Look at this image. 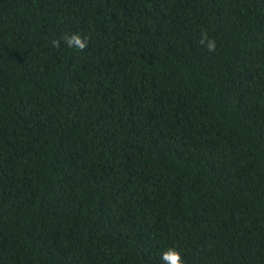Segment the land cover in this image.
<instances>
[{"label": "trees", "instance_id": "16d2710c", "mask_svg": "<svg viewBox=\"0 0 264 264\" xmlns=\"http://www.w3.org/2000/svg\"><path fill=\"white\" fill-rule=\"evenodd\" d=\"M168 248L264 264V0H0V264Z\"/></svg>", "mask_w": 264, "mask_h": 264}, {"label": "clouds", "instance_id": "9594fccd", "mask_svg": "<svg viewBox=\"0 0 264 264\" xmlns=\"http://www.w3.org/2000/svg\"><path fill=\"white\" fill-rule=\"evenodd\" d=\"M64 43L72 49L78 51H84L88 47V38L81 36L79 33L65 34L62 37ZM200 44L206 46L207 50L210 53L216 51V42L214 39H210L207 32H202L200 38ZM52 44L54 47H60V40H53ZM161 260L165 264H185V261L182 258L181 252L176 248H168L161 253Z\"/></svg>", "mask_w": 264, "mask_h": 264}]
</instances>
